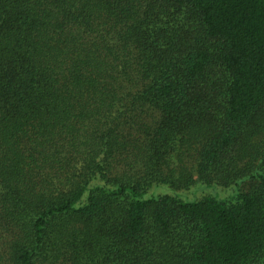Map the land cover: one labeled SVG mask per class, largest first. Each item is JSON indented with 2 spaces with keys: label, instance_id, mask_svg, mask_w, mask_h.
<instances>
[{
  "label": "trees",
  "instance_id": "1",
  "mask_svg": "<svg viewBox=\"0 0 264 264\" xmlns=\"http://www.w3.org/2000/svg\"><path fill=\"white\" fill-rule=\"evenodd\" d=\"M0 264H264V0H0Z\"/></svg>",
  "mask_w": 264,
  "mask_h": 264
},
{
  "label": "rangeland",
  "instance_id": "2",
  "mask_svg": "<svg viewBox=\"0 0 264 264\" xmlns=\"http://www.w3.org/2000/svg\"><path fill=\"white\" fill-rule=\"evenodd\" d=\"M215 187L218 186H214V185H199L196 184L195 187H191L190 189H182L180 191H174L171 187H169L168 185H158L156 187L152 188L151 192H155L158 194H169V195H173V196H177L179 198H181L184 201H195L199 198H201L200 193L205 194V195H216L220 198H225L227 200H232L235 199V196L238 192L237 188L235 186H231V187H218L217 189H219L218 191L216 190ZM147 196H149L147 194ZM147 196H145V198H147Z\"/></svg>",
  "mask_w": 264,
  "mask_h": 264
}]
</instances>
